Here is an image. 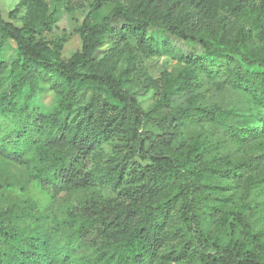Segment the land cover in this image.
Segmentation results:
<instances>
[{
  "label": "trees",
  "instance_id": "1",
  "mask_svg": "<svg viewBox=\"0 0 264 264\" xmlns=\"http://www.w3.org/2000/svg\"><path fill=\"white\" fill-rule=\"evenodd\" d=\"M121 1H88L89 12L78 29L81 48L69 58L61 54V41L51 43L50 49L36 38L43 28L51 26L52 16L33 18L32 7L25 1L22 6L27 8V17L21 28L5 22L0 14V34L11 39L17 49L11 72L22 76L10 94L0 95V155L25 167L41 188L78 190L98 180L118 190L112 200L83 199L65 209V224L71 229L78 264H152L162 243L171 236L179 243L164 255L174 262L188 258L200 264H264L254 249L246 250L235 243L221 246L205 231L207 203L193 169L199 163V150L192 149L194 159L190 162L192 170L188 171L182 170L177 156L166 149L171 142L172 129L181 119H187L186 110H182L179 117L168 111L159 117L145 113L136 98L137 93L126 86L138 80L136 62L130 55L126 69L117 77L83 72L93 66L94 54L105 39L113 41L129 33L145 40L149 30L157 27L182 41L197 42L204 54L194 63L205 70L208 64L216 69L228 65L229 56L240 57L246 66L262 69L253 75L251 84L259 104L264 106V53L248 31H240L238 44L225 49L202 35L187 32L176 23L153 21L136 14ZM110 3L117 6L97 21L100 9ZM260 4L264 14V0ZM230 72L232 83H240L242 67L235 66ZM37 77L59 87L57 105L48 114L30 106L29 96L21 104L16 101L26 86L29 94L33 93ZM183 81L185 83L165 88L156 108L166 107L180 96L188 84L186 78ZM86 83H93L114 101L93 95L84 106L75 109L74 89ZM211 109V115L223 112L217 105ZM145 121H151L158 132L145 130ZM259 124L264 121L260 120L252 129L246 128L245 132L255 133ZM3 125L7 126V135L1 132ZM113 138L123 144L128 159L137 158L148 164L136 167L118 164L105 173L94 174L89 169L92 153L100 141ZM202 174L210 176V171L204 169ZM227 174L232 176L235 172ZM126 176L129 182L124 181ZM122 184L126 187L120 189ZM167 185L175 186L173 195L167 201L154 199ZM173 204L176 205L177 226L168 231L167 220ZM2 223L0 220V245L7 247L8 255L0 264H50L55 258L41 244L39 233H8L1 228ZM251 237L255 241L260 239L259 235ZM254 248L264 254V244L254 245Z\"/></svg>",
  "mask_w": 264,
  "mask_h": 264
},
{
  "label": "rangeland",
  "instance_id": "2",
  "mask_svg": "<svg viewBox=\"0 0 264 264\" xmlns=\"http://www.w3.org/2000/svg\"><path fill=\"white\" fill-rule=\"evenodd\" d=\"M32 7V17L47 19L52 24L43 28L36 38L52 49L51 43L62 42L61 54L69 58L81 48L78 29L89 12V0H0V14L5 22L21 28L27 8ZM262 0H122L136 14L150 20L176 23L187 32L202 35L215 45L228 49L238 44L240 31H248L259 49L264 53V14ZM117 6L110 3L99 11L101 17L108 16ZM14 10H16L14 12ZM204 50L197 42L182 41L164 29L153 27L145 40L130 35L118 36L113 41L105 39L94 54V64L83 72L120 75L127 65L128 55L136 62L138 80L126 86L137 93V100L145 113L153 117L171 112L179 117L186 110L187 119H181L172 129L167 151L174 153L182 170L191 171L194 159L192 149L199 150V163L194 169L196 182L206 200L204 209L205 231L213 242L224 246L228 243L254 249L259 259L264 254L254 245L264 244V124L250 132L246 128L256 127L264 121V106L260 105L251 78L262 69L246 66L237 56H229L228 65L221 69L208 70L195 64ZM17 58L15 43L0 34V86L1 94L10 90L21 75L11 72ZM235 66L242 67L241 82L233 84L231 72ZM188 80L180 96L173 98L166 107L156 108L163 91L170 85L177 86ZM59 87L43 77H37L33 93L24 87L16 101L21 104L29 96L30 106L39 108L43 114L50 113L57 105ZM75 109L84 106L93 95L110 97L93 83L77 86ZM213 105L223 110L210 114ZM222 112V113H221ZM6 125L1 132L7 135ZM144 129L157 133L151 121L144 122ZM144 166L148 161L128 159L123 144L117 138L102 140L92 153L89 169L102 174L116 165ZM210 171V176L202 170ZM234 171L229 176L227 173ZM129 176L124 178L129 182ZM126 187L125 184L120 186ZM175 186L167 185L154 199L167 201ZM118 190L96 180L92 186L78 190L41 188L32 180L25 167L19 166L0 155V220L5 232L21 234L39 233L41 244L50 255V264H78L73 253L71 229L65 224V209L83 199L98 201L116 198ZM170 195V196H169ZM170 206V205H169ZM233 227H230L231 225ZM177 226L176 205L169 210L167 230ZM16 231V232H15ZM251 235H259L258 241ZM171 236V235H170ZM173 236L166 239L152 264H200L187 258L174 262L165 258V251L178 245ZM8 255L6 246L0 245V260ZM67 257V258H66ZM189 261V262H188Z\"/></svg>",
  "mask_w": 264,
  "mask_h": 264
}]
</instances>
